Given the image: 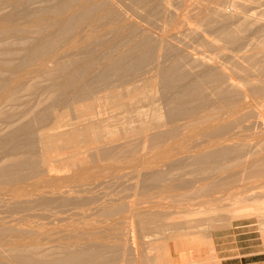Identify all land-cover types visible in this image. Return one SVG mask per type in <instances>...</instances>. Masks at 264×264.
I'll return each mask as SVG.
<instances>
[{
    "label": "bare ground",
    "instance_id": "6f19581e",
    "mask_svg": "<svg viewBox=\"0 0 264 264\" xmlns=\"http://www.w3.org/2000/svg\"><path fill=\"white\" fill-rule=\"evenodd\" d=\"M243 6L0 0V264H156L166 256L165 238L179 235L176 264H219L200 254L222 224L190 228L217 221V189L244 168L238 159L249 139L226 141L253 118L247 97L264 101V0ZM126 10L143 24L160 23L159 31ZM221 49L235 53L224 65ZM257 130L247 179L264 177V131ZM126 176L130 194L120 189ZM110 182L125 194L113 186L117 197L98 198ZM256 202L225 221L258 217L264 237V199ZM135 229L141 237L170 231L157 254L140 258Z\"/></svg>",
    "mask_w": 264,
    "mask_h": 264
},
{
    "label": "rangeland",
    "instance_id": "374dc122",
    "mask_svg": "<svg viewBox=\"0 0 264 264\" xmlns=\"http://www.w3.org/2000/svg\"><path fill=\"white\" fill-rule=\"evenodd\" d=\"M236 1L241 2L244 5L243 7L247 6L246 8H251L252 6H255V4H257V0H244V1L236 0ZM38 3H40V2H38ZM38 3L35 2L32 4L38 5ZM117 3L119 4V1ZM34 5H32V6L35 7L36 5L35 6ZM121 5H124V4L122 3ZM121 5L119 4L120 7H122ZM258 8H260V7H258ZM257 10H259V9H257ZM126 12L129 15L130 12H128L127 10H126ZM129 16L130 17L133 16L132 19L136 21L137 19H135V17H138L140 15L138 13H136V14L133 13ZM138 18L140 20L139 21L137 20V22L138 23L142 22V23H139V24H141V26L145 25V28L150 26L146 23L143 24V22H144L143 18H141V17H138ZM158 25L160 26V23L159 24L154 23V25L151 24V26L148 27V29L150 28L149 31L150 32L153 31L152 33H157L159 31V28H160ZM152 28H153V30H151ZM154 30H157V31H154ZM196 44H197L196 41H193V40L188 41V46L186 47V50L193 52L192 48L195 47ZM246 49H247V47H246ZM207 50L211 51V48H207ZM222 50L223 49H221V51ZM201 52L203 54H207V51H205L204 49H202ZM223 52H225V54ZM222 54H223V56H222ZM222 54H220L221 56L219 55L222 60L218 61L219 58H217V62L219 65L226 64L224 62H226L228 56L233 55L235 53H231L227 50L226 51L223 50ZM220 62H221V64H220ZM247 98L250 102L251 101L253 102L252 105L254 106V113H256L255 115L253 113V116H252L253 118L250 117L251 120L249 119V120H247V122L244 121L245 125L246 124L248 125L250 123L248 121H251L252 125L249 124V125H251V128L248 130V128H247L248 126L246 125V127H245L244 122H243L244 127H242V128H239L238 126H237V128L233 127L234 130L232 129L233 132H232V137H230L231 140H229L230 142L226 141V143H229V144H231L233 142L234 143H241L240 141H242V139H243L244 141H242V142L245 143L244 138L247 136L246 138H248L249 140L246 139V141H247L246 143H248V145L245 146V148H244L247 152V155L238 159V161H240L242 164H244V166H243L244 168H242L240 171L237 172L235 181L233 183H231V184L225 183V184H222L220 187H218L216 195L218 197V200L220 201L219 205H221V207L217 211H213V213H211V214H213L212 216H214L213 219H217V221L207 220V218H205L199 222H191L194 225V227L193 228L191 227L192 229L190 228V230H193L195 232L199 231L200 229H203L204 227L208 228L209 224H213V223L222 224V227L211 230V236L212 237H211L210 243L206 244L202 248V251H201L202 253L200 254L202 259H205L207 256H212V257L218 258L219 264H245V263L264 264V237L262 235L263 229H261L260 225H259V218L255 217V216H247V217H242V218L238 217L234 220H231L230 223L225 221L227 214L229 213L230 210H232V209H234V208H236L242 204L254 205L257 203L256 201L264 199V177L255 178V177L251 176V178L247 179V172L249 171V169H247V167L249 166L248 161L251 157L250 154L254 153V151H253L254 142H255L254 138L256 135H259V134H257V132H258L257 129L260 130V128H261V130L263 129V131H264V128H263L264 127V101H261L259 98H257L258 102L254 103V101L256 100V99H254L255 97L252 98V100L250 97H247ZM247 98H246V100H247ZM260 102H262V103H260ZM72 116H73V112L70 111L67 113L66 118L68 119V118H71ZM256 116H257V118H256ZM254 120H256V124H255ZM257 121H258V123H257ZM257 124L259 125L258 128H257ZM244 128H247L246 133H249V134H246L245 136H244L245 131H243V130H245ZM253 131L256 132V135ZM241 132H243V133H241ZM253 134L255 136H253ZM250 135L252 137L251 139H250V137H248ZM209 140L213 141V140H215V138H209ZM206 143H210V141L207 140ZM138 154H140V152ZM138 154H136V155H138ZM84 155H85V153H84ZM63 156H65V154L57 155V156L53 157V165L56 164L55 162L57 159H60ZM128 170L129 169H124L125 172H127ZM56 173H57V171H56ZM186 177L189 178V175H186ZM125 178H127L126 179L127 182L125 181ZM125 178L124 179L122 178V182L119 183L120 185L122 184L120 186V189L121 188L124 189V187L129 188L130 186L129 187L125 186L124 183L125 184L129 183L131 185V182H133L132 181L133 179H129L128 176H126ZM114 183L115 182H112V185H111V182H110L109 184L111 186H109V184H107L108 187L104 188V190L107 189L106 191H108V193L105 192L104 190L98 189L99 187H96L95 188L96 189L95 194H97V193L100 194L99 192L103 191V192H105L104 194L106 195V196H103L104 194L102 195V193H101L100 195H102V196H100L98 194H97L98 196L97 195L96 196L100 199H101V197H102V199H105V198L108 199L112 196L114 197L116 192H119L118 195L120 197H121V194L123 195L126 192L129 193L126 190H129L130 188L126 189V190L124 189L125 191L123 189L121 190L122 192H125V193H120L121 191H119L120 190L119 187L117 188L118 191L115 190L118 183L117 184L116 183L114 184ZM126 185H128V184H126ZM113 186L115 187L114 191H116V192L110 193L109 190L111 191V188H112V191H113ZM100 187H102V186H100ZM105 187H106V185H105ZM102 189H103V187H102ZM97 190H99V191L97 192ZM129 191L131 192V190H129ZM109 193H110V197L108 195ZM112 194H114V195H112ZM129 194H127V195H129ZM115 196L117 197V195H115ZM161 198L162 197H159V198L154 197L153 201L155 199L154 202L157 201L156 203H159V200H157V199H161ZM129 199L130 198H128V197L126 198L127 201H129ZM162 199H161V202L159 203V205H163L162 204L163 201H166L165 203H168L167 200L164 199L162 201ZM143 204H145V203H143ZM150 204H148V205L152 206ZM145 205H147V204H145ZM145 205H143V206H145ZM168 205L169 204H167V206ZM167 206L165 204V207L159 208V209L167 210ZM168 208H169L168 210H172V208H170V207H168ZM168 212H171V211H168ZM262 212H263V214H262V217L260 219H263L262 227L264 228V210ZM1 214L2 213H0V216H1ZM178 215H180V214H174L173 216H178ZM3 216L5 217V218H3L5 220L6 219L10 220V218H12L10 215L5 216V213H3ZM9 216H10V218H9ZM90 217H92V216H90ZM185 218L190 219V217H185ZM92 219H93V217H92ZM123 228L128 229V227H126V226ZM125 230H124V232H126ZM169 231L170 230H168V229H164L161 232L150 231L149 233L145 234V237H141V236H137L140 234H138L137 230L135 229L134 231H132V233L134 234V237H132L134 239L132 241L133 250H135L139 254V257H140V255H142V256H147L149 258H152L155 254L158 253V251H157L158 246H160V244L163 242V237L167 236L166 234ZM122 236L127 237L128 235L124 233V234H122ZM129 239L131 241L130 233H129ZM183 240H184V237L181 235H179L177 238H172V239H166L165 238L164 242L167 246L166 256L164 255L162 257V259H159L158 262H156V264H164L163 263L164 259L167 260V264H176L177 261L179 260L178 259L179 258L178 257L179 248L181 247V243ZM190 251H191L190 252L191 256L196 255L195 251H192V250H190ZM142 256L140 258H142ZM141 262L139 264H141ZM143 264H150V263L144 262ZM184 264H188V263H184ZM194 264H204V262L198 261L197 263H194Z\"/></svg>",
    "mask_w": 264,
    "mask_h": 264
},
{
    "label": "crops",
    "instance_id": "0c3cea01",
    "mask_svg": "<svg viewBox=\"0 0 264 264\" xmlns=\"http://www.w3.org/2000/svg\"><path fill=\"white\" fill-rule=\"evenodd\" d=\"M245 264H250V263H245Z\"/></svg>",
    "mask_w": 264,
    "mask_h": 264
}]
</instances>
